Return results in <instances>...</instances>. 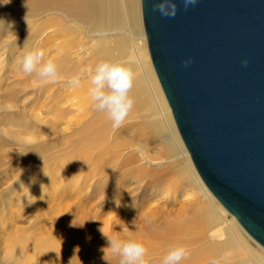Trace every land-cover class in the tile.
Returning a JSON list of instances; mask_svg holds the SVG:
<instances>
[{"label":"rangeland","instance_id":"1","mask_svg":"<svg viewBox=\"0 0 264 264\" xmlns=\"http://www.w3.org/2000/svg\"><path fill=\"white\" fill-rule=\"evenodd\" d=\"M33 8L31 0L7 4L0 0V264H69L71 259L72 264H108L101 249L109 244L100 228L115 238L141 243L147 239L154 244L143 237L144 216L152 211L156 218L166 213L191 217L195 192L173 182L168 184V192L154 194L160 180L141 175L134 181L128 175L139 167L148 172L168 170L174 160L165 156L161 146L169 140L168 134L162 138L148 128L150 105L137 106L139 94L131 95L133 107L120 127H109L100 146L79 153L78 166L71 159L79 128L98 112L88 95V70L108 58L131 70L139 65L144 60L138 52L144 45L142 18L141 31L132 29V35L124 27L97 33L60 10L55 0ZM94 46L100 48L97 63L92 61ZM34 48L44 51L45 60L52 58L56 63L60 75L56 82H41L35 73L22 71L20 58ZM76 74L81 84L70 86L67 80ZM133 74L134 82L141 72ZM157 86L160 90L158 81ZM135 134L147 138L145 156L155 165L142 156ZM117 141L132 147L118 152ZM130 154L136 163L126 162ZM170 177L168 174L164 181ZM219 208L228 226L239 230L251 253L264 256V250L235 219ZM17 236L45 241L49 250L32 255L27 263L9 260L8 246ZM56 243L60 245L55 247ZM150 244L145 248L151 249ZM110 259L111 264H118V257L110 254Z\"/></svg>","mask_w":264,"mask_h":264},{"label":"water","instance_id":"2","mask_svg":"<svg viewBox=\"0 0 264 264\" xmlns=\"http://www.w3.org/2000/svg\"><path fill=\"white\" fill-rule=\"evenodd\" d=\"M155 2L141 0L143 31L181 141L211 196L264 248V0L187 10L175 0L174 18Z\"/></svg>","mask_w":264,"mask_h":264},{"label":"bare ground","instance_id":"3","mask_svg":"<svg viewBox=\"0 0 264 264\" xmlns=\"http://www.w3.org/2000/svg\"><path fill=\"white\" fill-rule=\"evenodd\" d=\"M31 1L34 8H41L53 0ZM55 1H57L60 10L71 15L77 21L85 23L94 32H107L111 31V29H122L123 27L126 31L130 32L131 35L132 29L135 32L141 31V0L140 17L139 0ZM143 37L144 45L138 49V52L143 56L144 60L139 63L140 66L138 64L132 66L133 72L140 71L141 74L138 75L133 82L132 87L134 89L130 91L129 95H141V100L137 102V106L139 107L143 103H146L147 107L150 105V115L148 118L151 123L148 125V128H153L155 133L158 131L159 136H162V138L168 134L169 140L161 142V146L164 148L165 156L167 158L173 157L174 160L173 165L171 167L169 166L168 170L158 169V171L148 172L145 167H139V169L131 168L132 170L128 175L130 178L134 179V181H138L141 175L145 177L153 175V177L156 178L155 180H160L161 184L155 189L154 194H158V192H168L170 190L168 189V184L173 182L176 186L181 184L185 185L190 192H195V199L193 200H196L195 211L191 217H184L180 214L171 216L166 213L156 218V215H152V211L148 213L149 215L144 216V220L147 221V224L143 226V237L144 239L145 237L148 238L150 242H154V244H150L147 242V239L143 241V245L149 246L150 244L152 246L151 249H147V255L145 257L148 264H161L163 256L168 249L178 245H182L189 250L187 258L182 260L180 264H264V256L255 255L253 252L251 253V250L240 236L239 230L228 226L219 208V202L211 196L194 169L188 152L181 141L177 127L174 125L171 110L165 98H163L164 94L163 96L161 95L162 90L160 88V91L157 86L158 79L157 81L155 80L154 74L156 75V73L153 71L150 58L148 57L146 35ZM131 45L133 48H137L134 41L131 42ZM99 49H97L96 46L93 48L94 58L92 61H96V63L99 61ZM103 57L107 56L101 55V58ZM108 60L109 58L107 61ZM105 115H107L105 112L98 111L97 115L90 122L83 124V126L79 128L80 138L77 142L72 144L74 149L71 153V159L73 160L74 166H78L76 164V162H78L76 160L78 154L85 151L88 152L90 149L92 150L100 146L109 127H113L112 122L108 117L105 118ZM91 136H93L94 139H92ZM134 138L136 139V146L140 149L142 156H145L148 142L147 138H144L141 134H135ZM125 146L132 147L130 143L122 144L117 141L118 152L121 151L123 147L126 148ZM145 159L148 161V164L155 165L150 157L145 156ZM126 162L128 164L136 163L134 154L128 155ZM81 164H83V162ZM82 170L84 169L82 168ZM168 174H171V177L164 181ZM53 182L52 184H54ZM52 184L50 185L53 186ZM225 213L227 212L225 211ZM231 218L234 217L231 216ZM234 219L238 224L236 218ZM238 226L240 227L239 224ZM240 229L244 231L241 227ZM248 237L264 250L253 238L250 236ZM59 245L60 243L54 244L55 247ZM48 250L49 246L45 241L26 239L22 236H17L12 238L9 243L7 258L9 260L27 263L31 261L32 255L44 254Z\"/></svg>","mask_w":264,"mask_h":264},{"label":"clouds","instance_id":"4","mask_svg":"<svg viewBox=\"0 0 264 264\" xmlns=\"http://www.w3.org/2000/svg\"><path fill=\"white\" fill-rule=\"evenodd\" d=\"M2 2L7 4L10 0H2ZM197 2L198 0H183L184 9L194 7ZM177 10L175 0H156L153 4V11L159 12L166 18H174ZM19 63L24 73H35L41 82H56L60 79L56 63L52 58L45 60L42 49L26 50ZM183 63L185 67H188L191 59ZM247 64L248 61L245 59L243 65L247 66ZM88 80L90 82L88 95L94 102L96 110L105 112L114 128L120 127L134 104L133 98L129 95L134 80L131 68L123 62L102 60L93 69L88 70ZM67 82L70 86L79 87L81 77L79 74L73 75L68 78ZM72 226L75 227L76 224L73 223ZM99 231L108 240L109 246L101 249L104 253L102 259L108 264H111L110 254L112 257L119 258L118 264H148L145 258L147 249L143 243L135 239H119L109 236L104 232L103 227ZM188 254L189 250L182 245L170 247L163 256L161 264H180ZM69 264H72V259Z\"/></svg>","mask_w":264,"mask_h":264}]
</instances>
